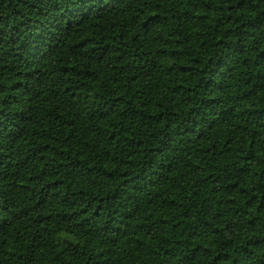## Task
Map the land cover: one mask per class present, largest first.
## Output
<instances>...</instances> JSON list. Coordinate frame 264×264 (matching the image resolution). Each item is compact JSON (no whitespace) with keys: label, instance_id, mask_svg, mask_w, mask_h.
Returning a JSON list of instances; mask_svg holds the SVG:
<instances>
[{"label":"trees","instance_id":"obj_1","mask_svg":"<svg viewBox=\"0 0 264 264\" xmlns=\"http://www.w3.org/2000/svg\"><path fill=\"white\" fill-rule=\"evenodd\" d=\"M0 264H264V0H0Z\"/></svg>","mask_w":264,"mask_h":264}]
</instances>
